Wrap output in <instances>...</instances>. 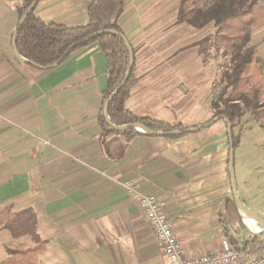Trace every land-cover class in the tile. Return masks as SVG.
Listing matches in <instances>:
<instances>
[{
    "label": "crops",
    "instance_id": "0c3cea01",
    "mask_svg": "<svg viewBox=\"0 0 264 264\" xmlns=\"http://www.w3.org/2000/svg\"><path fill=\"white\" fill-rule=\"evenodd\" d=\"M93 1L39 0L34 14L45 23L81 26L88 22ZM123 1L118 26L133 49L136 78L126 108L137 116L189 127L209 119L207 115L197 124L180 120L179 98L174 107L164 92L174 87L173 81L160 77L161 69H168V57L193 52L188 46L201 40L180 48V25L191 26L176 23L178 0ZM17 21L14 0H0V208H31L36 214L43 249L34 264H166L147 223L146 243H121V233L136 228V213L143 217L126 183L135 186L136 194L157 199L186 257L218 251L228 241L219 215L232 198L224 122L174 139H115L110 148L124 144L125 149L122 158L112 160L99 144L97 115L107 76L97 43L40 70L14 53ZM251 41L254 51L262 48V37ZM244 205L264 219V206ZM243 226L229 229L237 247H250L255 239L264 243L263 229L249 240L250 228ZM3 231L12 246L6 243L0 250V264L10 258L8 248L30 249L19 247L7 230L0 229V236L7 237Z\"/></svg>",
    "mask_w": 264,
    "mask_h": 264
},
{
    "label": "trees",
    "instance_id": "16d2710c",
    "mask_svg": "<svg viewBox=\"0 0 264 264\" xmlns=\"http://www.w3.org/2000/svg\"><path fill=\"white\" fill-rule=\"evenodd\" d=\"M33 1L14 0L18 15L15 48L22 58L37 65V69L47 70L60 64L70 52L93 42L97 43L99 50L104 54L107 86L101 94L97 122L100 129L99 144L106 157L112 160L122 158L124 144L115 146L113 150L110 148L111 143L118 138L128 143L137 135L174 139L190 134L184 132L191 128L187 125L137 116L126 108L130 89L136 82L133 67L125 85L110 100L107 115L114 126L137 124L153 134L149 135L132 127L118 131L106 123L103 105L119 88L129 66L125 36L118 26V19L124 10L123 0H94L88 7V22L81 26L64 27L45 23L35 16L34 9L18 25ZM263 22L264 6L260 0H210L207 5L205 0H178L176 23L187 24L197 29L207 25L213 28L208 36L188 47L209 43L217 55L227 58L219 65L218 90L209 105L211 116L194 126L199 127L195 132L211 126L217 117L226 118L233 129L245 114H248V120L258 123L264 131V73L260 60L255 55L254 46L250 44V29ZM105 30H112L115 33H104L80 43L82 39ZM73 44L76 45L64 56ZM224 124L226 126L225 122ZM174 131L180 133L168 134ZM232 143L235 149L239 143V133L232 132ZM219 220L224 237L237 247L229 234V229L237 226L243 230L244 226L232 198L227 201L225 211L219 215ZM36 222V214L31 208L18 212H11L9 207L0 210V229L7 230L16 238L29 236L36 244L24 250L8 248L10 258L2 264H17V257L24 260L20 264H34V256L43 249V242L36 232ZM260 243L261 241L255 239L250 248H256Z\"/></svg>",
    "mask_w": 264,
    "mask_h": 264
},
{
    "label": "rangeland",
    "instance_id": "374dc122",
    "mask_svg": "<svg viewBox=\"0 0 264 264\" xmlns=\"http://www.w3.org/2000/svg\"><path fill=\"white\" fill-rule=\"evenodd\" d=\"M262 1L264 2V0ZM209 2L210 0H205L206 5ZM262 26L251 28L250 35L253 38H263L262 48L259 49V47V50L255 49V55L259 58L261 69L264 73V24ZM182 27L180 25V48L185 44L187 45L190 42L202 39L213 31L211 26H206L201 30ZM250 44L252 45V41ZM254 48H256L255 45ZM226 60L227 58L221 57L219 54L217 55L214 49L209 46V43L193 47V52L189 51L183 56L178 53V55L168 57V69L162 68L160 77H166L169 82L173 81L172 85L174 87H167L164 89V92L166 91L167 93L170 105L175 104V101L179 98L180 120L185 121V123L187 122V124H195L207 115L210 117L211 112L208 106L218 90L219 65ZM174 104V107L177 106V104ZM221 123V121H215L213 125ZM231 130L233 134L239 133V144L235 150L234 159L238 197L243 204L253 203L255 208L256 204H260L263 207L264 131L259 127L258 123L248 120V114H245ZM128 185L130 184H124L126 192ZM127 194L129 193L127 192ZM129 195L133 197V203H135L136 196ZM260 218L263 219V217ZM136 219L137 226L133 231H123L121 233V243H146L148 241L150 232L148 231L145 219L137 213ZM3 233L9 239L0 236V243H5L0 247L1 251H4L3 248L7 246L6 243H8V246H12V239L9 234L6 231H3ZM108 239L110 240L109 236ZM16 240L14 242L18 243V246L21 248H32L36 245L29 236H20ZM102 242L108 243V240H102Z\"/></svg>",
    "mask_w": 264,
    "mask_h": 264
},
{
    "label": "built area",
    "instance_id": "2783aa9c",
    "mask_svg": "<svg viewBox=\"0 0 264 264\" xmlns=\"http://www.w3.org/2000/svg\"><path fill=\"white\" fill-rule=\"evenodd\" d=\"M127 192L135 194V204L148 224L166 264H264V243L252 250L245 246L233 247L224 240L216 252L186 257L171 223L160 211L157 199L152 195L136 194L133 185H128ZM255 233L249 229L248 239L252 240Z\"/></svg>",
    "mask_w": 264,
    "mask_h": 264
},
{
    "label": "water",
    "instance_id": "95a60500",
    "mask_svg": "<svg viewBox=\"0 0 264 264\" xmlns=\"http://www.w3.org/2000/svg\"><path fill=\"white\" fill-rule=\"evenodd\" d=\"M39 0H34L31 5L29 6V8L27 9V11L25 12V14L23 15V17L20 19L19 24H21L26 15L31 12L35 5L37 4ZM16 33H17V26L16 28L14 29V32H13V35H12V47L14 49V53L16 55V57L22 61L23 63H27V64H30L32 65L33 67H38L37 65H35L34 63L30 62V61H27L25 60L24 58H22L19 53L17 52L16 48H15V38H16ZM104 33H115L114 31L112 30H105V31H99V32H96L92 35H90L89 37H86L84 39L81 40L80 43H84V42H87L89 39L91 38H94L98 35H101V34H104ZM125 43H126V46H127V49H128V52H129V66H128V69L126 71V74H125V77L123 79V81L121 82L119 88L114 91L110 97L105 101L104 105H103V116H104V119L106 121V123L113 129L115 130H118V131H123L127 128H134L140 132H143V133H146V134H149V135H152L153 133L150 132L148 129H146L145 127L141 126V125H137V124H128V125H124V126H114L109 118H108V115H107V110H108V104L110 102V100L114 97V95L125 85L127 79L129 78L130 74H131V70H132V67L134 65V55H133V50H132V47L130 45V43L128 42V40L126 39L125 37ZM76 44H73L71 45L66 53L64 54V56L75 46ZM56 66V65H55ZM53 66V67H55ZM224 121L226 123V126H227V135H228V141H229V159H228V163H229V167H228V172H229V178H230V185H231V191H232V199L235 203V206L239 212V215L240 217L242 218V215H244L245 217H247L248 219H251L252 221H254L256 224H258L262 229H264V220L262 218H260L257 214H255L254 212H252L250 209H248V207H246L239 199L238 197V190H237V184H236V178H235V170H234V148H233V143H232V130H231V127H230V123L228 122V120L224 117H217L215 118L212 122H215V121ZM207 126V125H206ZM199 127H191L189 128L188 130L184 131V132H188V133H193L195 132ZM177 133H180V132H177V131H174V132H170L168 134H177Z\"/></svg>",
    "mask_w": 264,
    "mask_h": 264
},
{
    "label": "bare ground",
    "instance_id": "6f19581e",
    "mask_svg": "<svg viewBox=\"0 0 264 264\" xmlns=\"http://www.w3.org/2000/svg\"><path fill=\"white\" fill-rule=\"evenodd\" d=\"M242 220L251 230H254V231L258 232V231H260L262 229L258 224H256L251 219H248L244 215H242Z\"/></svg>",
    "mask_w": 264,
    "mask_h": 264
}]
</instances>
